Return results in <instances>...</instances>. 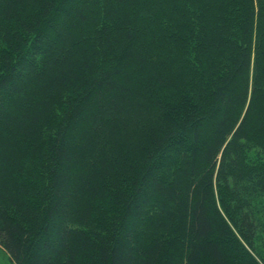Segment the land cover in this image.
I'll return each instance as SVG.
<instances>
[{
    "label": "trees",
    "instance_id": "1",
    "mask_svg": "<svg viewBox=\"0 0 264 264\" xmlns=\"http://www.w3.org/2000/svg\"><path fill=\"white\" fill-rule=\"evenodd\" d=\"M264 0H0V245L14 264H264Z\"/></svg>",
    "mask_w": 264,
    "mask_h": 264
},
{
    "label": "rangeland",
    "instance_id": "2",
    "mask_svg": "<svg viewBox=\"0 0 264 264\" xmlns=\"http://www.w3.org/2000/svg\"><path fill=\"white\" fill-rule=\"evenodd\" d=\"M248 159L250 161H264V153L259 154L258 151H252L248 154ZM262 236L264 237V233L259 234V238L257 240V243L262 245ZM0 264H14L12 260L9 257V254L6 252V250L0 245Z\"/></svg>",
    "mask_w": 264,
    "mask_h": 264
}]
</instances>
